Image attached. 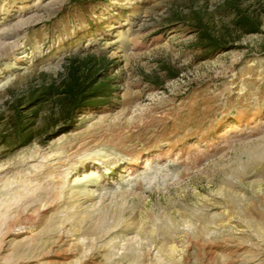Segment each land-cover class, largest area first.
I'll return each mask as SVG.
<instances>
[{
    "label": "rangeland",
    "instance_id": "obj_1",
    "mask_svg": "<svg viewBox=\"0 0 264 264\" xmlns=\"http://www.w3.org/2000/svg\"><path fill=\"white\" fill-rule=\"evenodd\" d=\"M68 59L115 92L57 135ZM0 264H264V0H0Z\"/></svg>",
    "mask_w": 264,
    "mask_h": 264
},
{
    "label": "trees",
    "instance_id": "obj_2",
    "mask_svg": "<svg viewBox=\"0 0 264 264\" xmlns=\"http://www.w3.org/2000/svg\"><path fill=\"white\" fill-rule=\"evenodd\" d=\"M235 28L245 34L257 33L259 22L242 13H236L233 21ZM200 39L204 40L203 50L215 53L226 50L220 41L201 31ZM76 65L74 59H68L63 71L57 78L43 80L40 89L33 97L35 106L52 104L58 110V118L53 125L61 126L57 135L70 132L80 114L89 110L109 105L113 98V81L109 78V65ZM45 76H42V79ZM56 135V136H57Z\"/></svg>",
    "mask_w": 264,
    "mask_h": 264
}]
</instances>
